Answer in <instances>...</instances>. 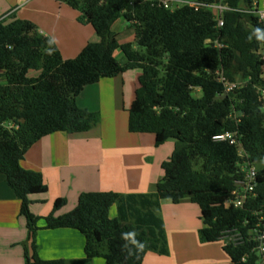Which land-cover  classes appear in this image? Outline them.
I'll return each mask as SVG.
<instances>
[{
  "label": "trees",
  "instance_id": "1",
  "mask_svg": "<svg viewBox=\"0 0 264 264\" xmlns=\"http://www.w3.org/2000/svg\"><path fill=\"white\" fill-rule=\"evenodd\" d=\"M81 13L99 42L65 60L52 38L44 37L27 20L0 21V174L21 201L27 220L23 243L25 264H67L43 260L38 254V217L31 211L33 194H45L42 174L23 168L28 150L54 133L81 135L100 121V115L81 109L77 98L86 87L138 70L135 99L129 109V131L152 134L157 147L176 142L162 163L163 178L150 194L121 195L90 192L67 219L51 228L79 231L86 239V259L71 264H143L148 252L168 254L167 237L158 216L160 202L190 199L201 213L205 243L220 241L223 233L239 230L246 238L259 218L264 219V169L259 170L256 196L244 208L228 206L242 166L264 165V24L245 12L256 0H189L205 6L221 3L224 27L217 28L214 10L188 5L166 9L157 0H59ZM174 1V0H169ZM125 19L134 28V42L120 44L114 24ZM227 47L207 44L219 38ZM121 50L125 61L119 62ZM224 70L231 82L244 84L226 94L215 71ZM31 72H39L30 77ZM199 91L201 96H194ZM224 95H226L224 97ZM14 123L7 129L4 123ZM238 133L245 152L213 137ZM264 167V166H263ZM117 206L118 216L110 217ZM257 213V214H255ZM250 240L224 245L231 264H259ZM106 251V252H105Z\"/></svg>",
  "mask_w": 264,
  "mask_h": 264
},
{
  "label": "crops",
  "instance_id": "2",
  "mask_svg": "<svg viewBox=\"0 0 264 264\" xmlns=\"http://www.w3.org/2000/svg\"><path fill=\"white\" fill-rule=\"evenodd\" d=\"M80 17L78 10L59 0H0V21L21 19L34 23L44 37L54 40L65 60L75 59L89 43L100 40L90 24L79 21ZM113 31L120 44L135 41L134 28L123 18L114 24ZM116 58L125 61L121 50ZM139 75L140 71L132 70L86 87L77 105L99 113V123L81 135H48L26 153L23 168L42 174L47 186L45 194L30 196L31 211L39 219L36 244L41 259L64 260L67 264L86 259L83 234L50 227L67 219L83 194H150L163 178L162 163L171 157L176 142L168 140L157 147L154 135L129 131L128 111ZM160 204L158 216L164 224L168 254L148 252L143 264H231L222 240H201L200 230L205 225L199 208L190 199L178 204L162 200ZM20 209L21 201L0 174V264H25L23 243L28 229ZM117 216V206H113L110 217ZM91 264H105V260L97 257Z\"/></svg>",
  "mask_w": 264,
  "mask_h": 264
},
{
  "label": "built area",
  "instance_id": "3",
  "mask_svg": "<svg viewBox=\"0 0 264 264\" xmlns=\"http://www.w3.org/2000/svg\"><path fill=\"white\" fill-rule=\"evenodd\" d=\"M160 2L166 9H177L182 6L188 5L190 7H194L196 10H198L201 7H208L214 10V13L216 15V22H217V28L222 29L224 27V13L228 8L221 3L205 6L196 2H192L189 0H157ZM172 3L176 4V7H172ZM247 13L254 14L258 21L262 24H264V0H256L251 8L246 10ZM207 44L213 45L214 48L217 50H222L227 47V44L225 41H222L219 38H216L214 40L209 39L207 41ZM263 60V73H264V56L262 57ZM215 79L219 83H221L226 91V94L234 92L237 89H240L244 86L243 83L239 82H231L224 74V70L222 68H218L215 71ZM261 99L264 102V90L261 91ZM7 129H16L17 126L14 123H4L3 125ZM213 141L215 142H228L230 145L238 146L239 147V154L241 156L245 155V152L243 150L242 144L240 142V138L238 136V133H231L226 132L222 134H218L213 137ZM241 171L243 172V177L235 182V189L231 194V198L227 201L228 206H233L236 208H244L247 202L250 199H253L256 196V187H257V179L259 176V170L256 168L255 165L248 162L245 165L242 166ZM257 214V213H255ZM221 240L224 242L225 245H233V246H241L245 245L246 242H249L250 240L254 244V248L252 250V253H256L260 257L259 264H264V219L259 218L257 224L255 225V228L250 231L249 237L246 238L244 234L235 229V230H229L223 233V236Z\"/></svg>",
  "mask_w": 264,
  "mask_h": 264
},
{
  "label": "rangeland",
  "instance_id": "4",
  "mask_svg": "<svg viewBox=\"0 0 264 264\" xmlns=\"http://www.w3.org/2000/svg\"><path fill=\"white\" fill-rule=\"evenodd\" d=\"M172 7L173 8H175L176 7V4L175 3H172ZM120 40H123L122 38H120ZM127 40H132L131 38L129 39H127ZM121 55V54H120ZM121 57H123V56H121ZM37 75H39V72H31L30 74H29V76L30 77H36ZM132 78H133V76H132ZM237 82H239V83H243L242 81H241V79L240 78H238V80H237ZM244 84V83H243ZM131 87H132V84H130V90H131ZM129 87L127 86V89H128ZM133 90V89H132ZM132 92V91H131ZM194 96H196V97H199V96H201V93L199 92V91H195L194 92ZM263 113H264V109H263ZM172 141H174V140H172ZM264 165H257L256 166V168H258L259 170H263L264 169V167H263ZM225 245V244H224Z\"/></svg>",
  "mask_w": 264,
  "mask_h": 264
},
{
  "label": "water",
  "instance_id": "5",
  "mask_svg": "<svg viewBox=\"0 0 264 264\" xmlns=\"http://www.w3.org/2000/svg\"><path fill=\"white\" fill-rule=\"evenodd\" d=\"M226 95H224V97H225Z\"/></svg>",
  "mask_w": 264,
  "mask_h": 264
}]
</instances>
